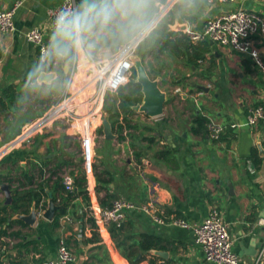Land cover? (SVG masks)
<instances>
[{
  "label": "crops",
  "instance_id": "1",
  "mask_svg": "<svg viewBox=\"0 0 264 264\" xmlns=\"http://www.w3.org/2000/svg\"><path fill=\"white\" fill-rule=\"evenodd\" d=\"M61 2L25 0L15 15V31H0V152H4L0 155V186L8 185L10 195L17 187L19 190H39L42 185L49 196L57 177L62 178L69 170L73 177L79 169L84 171L83 162L82 167L76 165L81 148L75 122L71 124L74 129L71 134L70 129L61 127L63 124L59 121L62 119H59L37 131L29 142L24 140L10 146L43 116L44 109L52 108L49 100L60 90L49 93L61 86L57 80L68 74L63 72L65 65L62 73L45 70L47 65L39 62L37 48L26 39L29 30L39 28L45 40L51 41L53 32L47 10ZM179 3L181 6L182 1ZM10 6L11 0H0L1 10ZM181 8L184 11L174 6L169 10L172 16L168 12L156 24L167 25V32L172 33L168 39L176 48L182 47L177 40L185 34L174 30L173 25L185 24L187 28L199 31L207 19L239 8L253 11L264 20V0H235L210 8L203 0L201 10L193 0H188ZM120 32L124 33V30L120 29ZM203 43H208V50L193 62L188 61L187 56L175 57L171 47L163 43L156 45L153 54L144 58L141 53L148 48L141 50L140 59L146 72L166 94V102L162 115L157 118L133 110L129 125L135 128L123 132V136L127 134L125 140H106L111 163L108 168L100 165L103 156L96 152L94 140L93 155L99 163L96 169L100 167L102 172H109L111 198L106 199L102 190L96 192L94 173L86 175L84 172L88 205L81 197L73 200L67 215L60 219L59 227L54 230H50V222L43 219L33 227L26 225L22 233L28 240L39 241L38 254L18 255L12 249L16 241L0 239V263L36 264V261L41 263L55 258L57 240L62 237L76 264H130L124 254L132 251L141 255L138 243L142 235H147L156 246L145 253L146 260L139 264H149V261L153 264H216L205 261L190 230L160 226L135 210L125 212L122 227L113 234V226H92L89 221L92 219L91 208L99 212L109 207L113 200L122 199L136 205L153 201L166 216L179 217L190 224L200 223L215 209L228 227L232 250L238 255L239 264H253L264 241V124L259 123L253 128L243 124L248 108L259 103L264 105V72L249 57L229 48L211 45L212 42L196 43L195 47L201 50ZM253 45L264 60V32L253 38ZM112 55L108 47H101L96 60H108ZM76 60L78 67L74 79L79 84L83 82V72L93 66L80 50L76 51ZM41 72L60 73V76L58 74L50 83H40L36 78ZM32 77L35 82L30 86L34 90L28 94L23 81ZM193 99L197 101L194 106ZM45 102H50V106L43 109L41 105ZM208 119L242 126L228 129L219 141L213 142L205 128ZM71 141L74 143L72 153H64L66 142ZM130 141L143 150L140 164L133 158ZM161 152L165 155L159 156ZM9 157L18 158V162L1 161ZM24 175L32 177L31 182L24 179ZM54 194L58 198L55 204L60 205L62 192ZM3 206L5 198L0 191V208ZM18 229L15 226L10 231ZM2 243L8 245L2 246ZM22 259L24 263L20 262Z\"/></svg>",
  "mask_w": 264,
  "mask_h": 264
},
{
  "label": "built area",
  "instance_id": "2",
  "mask_svg": "<svg viewBox=\"0 0 264 264\" xmlns=\"http://www.w3.org/2000/svg\"><path fill=\"white\" fill-rule=\"evenodd\" d=\"M25 0H11V6L8 9H0V31L2 33H12L15 31V15L18 9L23 5ZM235 0H204L205 4L210 8L215 4H224L234 2ZM181 0H168L166 5L159 11L152 21L129 43L112 55L107 64L99 66L96 57L90 51L80 50L84 59L92 64L91 69H95L97 73L93 75V81L89 84L93 90H96L95 82H102V86L97 88L94 96V103L91 106L90 95L87 94L88 85L82 84L79 90L75 84L76 69L78 67L77 60L75 69L71 73L65 90L61 94L59 101L52 106L41 118L36 120L22 135L18 137L10 146L29 139L37 131L42 130L46 126L52 124L59 119H65L68 123H77L79 136L81 137V153L83 169L86 175L93 173V145L94 133L96 127L99 126L101 108L104 104V96L106 92L115 93L120 87L127 84V73L133 69L130 57L135 53L139 44L156 28V24ZM77 9V0H62V2L47 10V16L50 20L51 30L54 33L56 18L68 11ZM264 32L263 18L249 10L237 9L233 11L223 12L213 18L207 19L199 31L186 28L184 34L193 44L199 42H212L220 47L229 48L232 51L249 57L254 65L264 72V60L259 51L253 45V38ZM26 39L33 44L38 51L39 62L42 65L48 64L50 55L49 42L45 40L43 31L39 28H33L26 33ZM75 50V55H76ZM1 65V60H0ZM102 77V78H101ZM101 78V79H100ZM76 88V90H75ZM84 96L81 107H78L79 96ZM86 106V107H83ZM86 110L85 116L92 117L77 121V109ZM94 111L90 114V111ZM77 121V122H76ZM259 123L264 124V105L252 106L248 108L247 115L243 126L247 128L256 127ZM242 125L237 123H219L212 119H208L205 128L211 141H219L222 135L228 129L235 130L241 128ZM90 140L92 147H90ZM92 150V156L90 155ZM4 152H0V155ZM62 183L65 190L72 192L74 190V180L70 173L62 175ZM138 211L149 217L154 223L160 226H171L190 230L194 236L195 243L200 247L206 262L216 264H239L238 255L232 250V238L228 233V227L224 223L220 213L213 209L207 217L200 223L190 224L185 220L175 217L166 216L165 213L153 201L146 204L136 205L126 200L115 199L110 206L97 212L95 208H91V217L97 226L108 227L113 226L116 230L120 229L125 219L126 211ZM44 211L39 207L38 215ZM38 264H76L74 255L71 253L68 244L64 238L57 240V249L55 258L48 259ZM253 264H264V241L261 243Z\"/></svg>",
  "mask_w": 264,
  "mask_h": 264
},
{
  "label": "trees",
  "instance_id": "3",
  "mask_svg": "<svg viewBox=\"0 0 264 264\" xmlns=\"http://www.w3.org/2000/svg\"><path fill=\"white\" fill-rule=\"evenodd\" d=\"M168 0H156L153 4L152 9L148 15L146 26L152 21V19L159 13V11L166 5ZM195 5L201 10L203 8V0H193ZM82 0L77 2V9L80 7ZM175 8L181 11H184L181 8L180 3L175 5ZM169 15L172 16L171 12ZM192 19V18H191ZM145 26V27H146ZM144 27V28H145ZM144 28L142 29H133L128 27L124 30V33L120 32V29H113L112 31L108 32L106 36H99L96 38H92V43L94 44V49L90 51V53L96 57L97 51L101 47H108L111 53L114 55L116 54L119 49L123 48L127 43H129L134 37H136ZM168 28L167 25H157V27L139 44L137 47V52L141 53L142 45L144 44L146 51H142L141 55L144 58L146 55L153 54V48L163 43L166 47H171V53L175 57H182L187 56L188 61L193 62L194 60L198 59L203 53L208 50V43H203L204 48L199 50L195 47L196 44H193L189 41L186 35H183L181 39L177 41L181 44V48H176L175 43L170 41L168 38L172 36V33L167 32ZM158 35V36H156ZM201 43V42H199ZM197 43V44H199ZM51 41L49 42L50 47ZM150 46V48H149ZM154 56V55H153ZM75 62H76V55L75 49L67 54H57L54 50L50 47V55L48 59L47 67L45 70L47 71H55L62 73V68L64 65L69 66V72L67 75L59 78L57 81H63L62 85L56 87L57 89H52L50 94H54L58 91V93L62 94L65 90L66 83L75 69ZM133 74L131 75V79L125 84L124 86L120 87L113 96L111 93L106 92L104 96V104L103 109L106 113L109 114V121L112 125L113 131L117 132L119 140H125L127 134L123 136V132L125 130L134 129V126L129 125L130 117L134 114L132 109L133 106L140 104L142 100V93L141 87L137 83H135L136 74L134 69ZM35 82V78H27L23 81L26 85V90L28 94L32 93L34 90L33 86H30L31 83ZM114 97V98H112ZM58 100L54 101V104L57 103ZM112 103H111V102ZM53 104V105H54ZM109 104V106H108ZM259 104H255L254 106H258ZM201 122V120H200ZM101 133V129H100ZM129 146L132 150V155L134 160L140 164V160L143 157V150L137 149L135 145L130 141ZM165 155L164 153H160L159 156ZM3 162H11L12 164H16L18 162V158L16 157H9L2 159ZM65 165V162L62 163L61 166ZM56 175V173H52ZM73 175V173L71 174ZM95 180L97 182L96 192H100L101 190L105 192V198H111L109 195L108 185L112 182L111 176L109 172L103 171L99 174L96 172L94 173ZM24 179L28 182H31L32 177L29 175H24ZM74 180V190L72 192H68L65 190V187L62 183V178H56V181L52 185L53 193L49 194V196L45 193L44 187L41 185L39 190L27 189L22 190L14 189L11 194V203L9 205H5L0 208V239L9 238L10 240L16 241L12 245V249L16 250L18 255L26 254V253H33L38 254L40 251L38 249L39 241L37 239H26L25 235L22 233V230L26 228V225L21 220L13 219V217L17 214H27L30 210L32 203L36 204V207H41L45 209L47 206L46 196L48 199H52L53 202L56 203L57 197L55 196L54 192H62L59 196L60 205H63L64 208L59 210L54 219L49 223V229L54 230L57 229L60 225L59 221L62 217L66 216L68 213V207L70 203L78 197H81L83 201H85L88 205L89 197L86 191V176L83 170L78 171V174L73 177ZM20 187V186H19ZM73 207V206H72ZM75 209V207H73ZM76 212V211H75ZM90 223L94 227L95 221L93 219H89ZM4 226V227H3ZM15 226H18L19 229L15 231L12 230ZM116 230L112 227L111 232ZM10 231V232H9ZM7 246L8 244L2 243V246ZM156 245L149 241L147 235H142L140 242L138 243L139 251L141 255L138 256L135 252H127L124 254V257L130 264H139L146 260L145 253L148 252L151 248L155 247ZM40 263V261H36V264ZM2 264V263H0ZM149 264H153L152 261H149Z\"/></svg>",
  "mask_w": 264,
  "mask_h": 264
},
{
  "label": "clouds",
  "instance_id": "4",
  "mask_svg": "<svg viewBox=\"0 0 264 264\" xmlns=\"http://www.w3.org/2000/svg\"><path fill=\"white\" fill-rule=\"evenodd\" d=\"M156 0H82L75 11L60 14L50 47L57 54L94 47L93 37L113 29H142Z\"/></svg>",
  "mask_w": 264,
  "mask_h": 264
},
{
  "label": "water",
  "instance_id": "5",
  "mask_svg": "<svg viewBox=\"0 0 264 264\" xmlns=\"http://www.w3.org/2000/svg\"><path fill=\"white\" fill-rule=\"evenodd\" d=\"M79 0H77L78 2ZM181 7H184L188 4V0H181ZM173 11V10H172ZM174 30L180 31V32H185L187 25H173L172 26ZM211 45L213 43H210ZM133 62V68L135 70L136 78H135V83L140 85L141 87V93H142V100L140 104H137L132 107V109L136 112L143 113L149 118H157L162 115L163 109H164V104L166 102V94L163 93L159 87L157 81L151 80L150 77L148 76L145 68L143 67V63L141 59L134 58L132 60ZM69 70V66L65 65L63 72L67 74V71ZM56 77V73H46V72H41L36 78L37 82H45V83H50L53 81ZM203 89V87H201ZM193 104L194 106L197 101L193 99ZM101 129L103 133V137L106 140H115L117 139V135H115L112 125L109 121V114L105 113L102 117L101 121ZM259 151H262L261 147L258 146ZM229 188H231L229 186ZM0 191L1 193L4 194L5 198V205H9L11 203V195H10V190L9 186L6 184H3L0 186ZM63 205H56L55 202H53L52 199H48L47 201V206L44 209V211L41 213V215H38L39 207H36L35 203H32L30 210L27 214H17L13 217V219L16 220H21L25 225L28 227H33L36 222L39 219H43L45 221L51 222L56 213L63 209ZM21 263H24V260H20Z\"/></svg>",
  "mask_w": 264,
  "mask_h": 264
},
{
  "label": "rangeland",
  "instance_id": "6",
  "mask_svg": "<svg viewBox=\"0 0 264 264\" xmlns=\"http://www.w3.org/2000/svg\"><path fill=\"white\" fill-rule=\"evenodd\" d=\"M142 48H146L145 47V45L143 44L142 45ZM134 58H137V59H139L140 58V54H139V52H137V50L135 51V53L130 57V61L132 62V60L134 59ZM82 60V59H81ZM109 60V59H108ZM108 60H106V59H104V60H102V61H98V62H101L100 63V65L101 66H103L104 64H107L108 63ZM83 62V61H82ZM84 63V62H83ZM132 67H133V62H132ZM143 67L145 68V70H146V67H145V65L143 64ZM88 68V67H87ZM82 69V68H81ZM80 68H79V70L82 72V70H81ZM134 69V68H133ZM69 71V70H68ZM68 71H67V73H68ZM135 71V70H134ZM95 72L97 73V71L94 69H89L88 71H84L83 72V82L81 83H79V84H77L78 86H76L77 88H78V90H79V87L82 85V84H84V85H86L92 78H94L93 77V75L95 74ZM52 73V72H51ZM55 73V72H54ZM59 74V76H60V73H58ZM58 74L56 73V77L58 76ZM133 74V70H130L128 73H127V75H126V78H127V82L131 79V75ZM55 77V78H56ZM102 78V77H101ZM100 78V79H101ZM59 82H61L62 83V81H59ZM126 82V83H127ZM96 84V90H97V88H100L101 86H102V82H101V84H100V82H95ZM76 84V83H75ZM89 88H88V90H87V94L88 95H90V100H91V106L93 105V103H94V96H95V92H96V90L94 91L93 90V88L92 87H94V86H88ZM75 90H76V88H75ZM113 96H115V94L116 93H111ZM60 96H61V94L60 93H58V94H55V95H53L52 96V98L49 100V101H51L52 103V105L54 104V101H56V100H58L59 101V98H60ZM112 98H114V97H112ZM83 100H84V96L82 95V96H79V99L77 98V100L76 101H78V107H81V105H80V102H82L83 103ZM111 102V101H110ZM50 102H45V103H42V105H41V108H45L46 106L48 107V106H50V104H49ZM112 103V102H111ZM108 106H109V104H108ZM83 107H86V106H83ZM49 108V107H48ZM48 108L44 111L43 110V113L45 114L46 112H47V110H48ZM94 111V109H92L91 111H90V114L92 113ZM101 112H99V114H97L96 115V118L100 115V121H99V126L98 127H96V130H95V133H94V140H95V144H96V152L97 153H99V154H101L103 157H102V159H100L101 160V162L99 161V163H100V165L102 164L103 165V167H109L110 165H111V163H110V161H109V159H108V157H107V148H106V139H104V138H102V136H103V133H102V129H101V121H102V117H103V115L106 113V111L103 109V106H102V108H101V110H100ZM76 112H77V117L76 118H78V120L77 121H80V120H83V119H85L86 117L88 118V116H85V114H86V110H82V108L79 110V109H77L76 110ZM43 114V115H44ZM108 114V113H107ZM76 121V122H77ZM59 122H61L62 124H63V126H61L64 130H66L67 128L68 129H70L69 130V133L71 134L73 131H74V129H73V126H71V124L70 123H68L65 119H62L61 121H59ZM58 123V122H57ZM77 123H79V122H77ZM78 126V125H77ZM100 129H101V133H100ZM32 137V136H31ZM34 137V136H33ZM80 137V136H79ZM29 140L30 139H28V140H26L27 142H29ZM74 145V143L71 141V142H66V147L65 148H63V150L65 149V151H63L64 153H72V146ZM90 147H92V141L90 140ZM80 148H81V137H80ZM74 151H73V153L75 152V146H74V149H73ZM90 153H91V156H92V150L90 149ZM80 159H82V153H81V157H79L78 158V162L76 163V165H80V167H82V161H80ZM92 168H93V173H95L96 171H98V172H102V169L100 168V167H98V169H96V165H98L99 163H98V161H96L95 159H94V155H93V160H92ZM72 171V170H71ZM70 170L69 171H67L68 173H70L71 172Z\"/></svg>",
  "mask_w": 264,
  "mask_h": 264
},
{
  "label": "bare ground",
  "instance_id": "7",
  "mask_svg": "<svg viewBox=\"0 0 264 264\" xmlns=\"http://www.w3.org/2000/svg\"><path fill=\"white\" fill-rule=\"evenodd\" d=\"M93 81V78L86 84V85H88L89 86V84L91 83ZM87 86V87H88Z\"/></svg>",
  "mask_w": 264,
  "mask_h": 264
}]
</instances>
